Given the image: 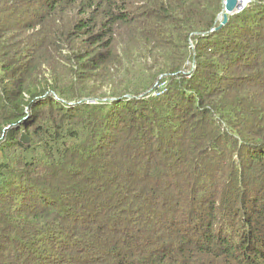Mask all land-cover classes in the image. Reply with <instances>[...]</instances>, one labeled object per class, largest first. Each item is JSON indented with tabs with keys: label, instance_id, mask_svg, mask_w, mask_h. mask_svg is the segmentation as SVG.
I'll list each match as a JSON object with an SVG mask.
<instances>
[{
	"label": "trees",
	"instance_id": "trees-1",
	"mask_svg": "<svg viewBox=\"0 0 264 264\" xmlns=\"http://www.w3.org/2000/svg\"><path fill=\"white\" fill-rule=\"evenodd\" d=\"M5 3L0 264H264V0Z\"/></svg>",
	"mask_w": 264,
	"mask_h": 264
},
{
	"label": "rangeland",
	"instance_id": "rangeland-1",
	"mask_svg": "<svg viewBox=\"0 0 264 264\" xmlns=\"http://www.w3.org/2000/svg\"><path fill=\"white\" fill-rule=\"evenodd\" d=\"M248 2H249V0H243V3L241 6L244 7L245 5H247ZM5 4H6L5 8L2 7V4L0 5L1 14L4 17L7 16L8 14H13L5 23V25L9 28V32L7 34L9 36V38L7 39V37L4 36L0 39L1 43H2L1 47H3L6 50V48L9 47L8 44H11V43L14 44L15 42H17L19 40V38H17V36L21 35L22 41L27 40L26 37L31 36L33 34H36V32L40 29V26L35 23V20L38 17H33L32 15H29L26 13L14 14L15 12H18L19 10L17 8L12 7L10 3H5ZM59 12L60 11H58L54 15L59 14ZM218 19H220V18H218ZM0 24H4V23H2L0 21ZM189 44L192 46V40L191 39L189 40ZM41 50H42V52H45V48H42ZM22 52L24 53V49L22 50ZM64 54H65L64 51H62L60 54L59 53L58 54H56V53L51 54L50 57H54V58L50 59V63L53 61L50 65L48 64V60L46 59V62L43 65V68L45 70L44 76H48L47 74H50L51 76H55L56 78L66 77L68 79V81L70 83H72V85H73L70 73L74 69V65H72V63H71L69 66L67 64L66 59L61 60V57L64 56ZM147 62H148V64H150L149 60ZM188 64H189V67L194 68L193 61H190ZM51 65H53V66H51ZM96 82H95V80H91L88 84V86H90L88 90L95 89L94 87L97 86ZM77 88H78V86L74 85V86H72L71 89L75 90ZM19 140H20V138H19ZM29 140H30V137H29ZM29 143H26V144H29Z\"/></svg>",
	"mask_w": 264,
	"mask_h": 264
},
{
	"label": "water",
	"instance_id": "water-1",
	"mask_svg": "<svg viewBox=\"0 0 264 264\" xmlns=\"http://www.w3.org/2000/svg\"><path fill=\"white\" fill-rule=\"evenodd\" d=\"M241 5L242 4H240L238 6V0H222L221 11L219 12L218 17L216 18V20H220L219 24L217 26L213 27L211 30H216V29L220 28L221 26H223L224 24H226L229 15H232V14L240 11L243 8ZM218 18H220V19H218ZM87 100L89 102H93L92 99H87ZM20 141L24 144L30 142L29 137L26 136L24 133L21 134Z\"/></svg>",
	"mask_w": 264,
	"mask_h": 264
},
{
	"label": "bare ground",
	"instance_id": "bare-ground-1",
	"mask_svg": "<svg viewBox=\"0 0 264 264\" xmlns=\"http://www.w3.org/2000/svg\"><path fill=\"white\" fill-rule=\"evenodd\" d=\"M243 3V0H238V6Z\"/></svg>",
	"mask_w": 264,
	"mask_h": 264
},
{
	"label": "clouds",
	"instance_id": "clouds-1",
	"mask_svg": "<svg viewBox=\"0 0 264 264\" xmlns=\"http://www.w3.org/2000/svg\"><path fill=\"white\" fill-rule=\"evenodd\" d=\"M158 93H159V92H154L153 94L156 95V94H158Z\"/></svg>",
	"mask_w": 264,
	"mask_h": 264
}]
</instances>
